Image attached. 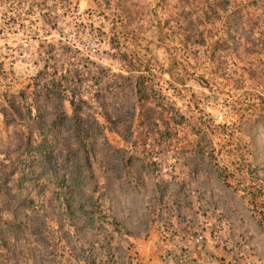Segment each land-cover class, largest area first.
I'll return each instance as SVG.
<instances>
[{
  "label": "rangeland",
  "instance_id": "1",
  "mask_svg": "<svg viewBox=\"0 0 264 264\" xmlns=\"http://www.w3.org/2000/svg\"><path fill=\"white\" fill-rule=\"evenodd\" d=\"M58 1L0 0V264H264V0ZM233 101L252 185L171 128Z\"/></svg>",
  "mask_w": 264,
  "mask_h": 264
},
{
  "label": "trees",
  "instance_id": "2",
  "mask_svg": "<svg viewBox=\"0 0 264 264\" xmlns=\"http://www.w3.org/2000/svg\"><path fill=\"white\" fill-rule=\"evenodd\" d=\"M70 1V0H69ZM72 1V0H71ZM48 0H40V6L41 8H54L57 10L59 1H55L54 3L48 5ZM24 10V8H22ZM21 12V11H20ZM17 13L15 11L12 16L7 17L10 18L12 23H16V18H19L22 13ZM17 13V15H15ZM27 11L23 14L26 15ZM16 17V18H14ZM9 19V20H10ZM191 49V48H190ZM190 49L187 52V54H192L193 60L196 62L204 64L208 61V65H211L212 68L210 69H201L200 65L194 69L195 72L200 73L201 76H204L205 82L208 86L214 87V89H218L220 85H223V83H220V73L221 69L218 67V61L216 60L213 55H211L210 59L207 58L204 54L199 55V53H204V51H195L192 49V52L189 53ZM184 51V52H185ZM199 55V56H198ZM202 66V65H201ZM145 78V77H142ZM219 80V83L217 81ZM148 81V80H147ZM192 99V95L191 98ZM191 100H189V103ZM194 102V101H193ZM161 111L158 113V118L163 119L162 116V110H164V104L160 105ZM240 107L237 109V101H233L232 105V114L229 118H227L226 121H214L209 114L206 112L204 113L202 111L201 115L196 117L194 120L192 116L181 117L178 112L176 111V114H174V117L177 119V121L173 122V125H171V128H177V131H183L185 133V136L187 137H208V136H214L211 138V141H209V154L211 155V160L214 162L215 170L217 172V176L224 182H230L232 180H237V177H240L242 180H247L250 185L254 184V182L257 180L256 175L251 174L252 172H248L247 167L250 166V163L247 161V158L245 157V153L243 152L240 157L239 163H237V134L239 129H241V123L237 120V116L239 115L238 110H241ZM247 110V109H246ZM226 112V110H224ZM249 112V110H247ZM173 114L172 111H166V114ZM176 115V116H175ZM242 115H239V119H241ZM199 122H198V121ZM155 121H152L153 124ZM197 122V123H196ZM166 124V123H163ZM151 125V124H150ZM151 128V127H150ZM157 128V126H155ZM165 130H168L167 128ZM162 133V132H160ZM215 140H214V139ZM188 141V140H185ZM242 144V143H241ZM243 148V151H245L244 144L241 145ZM206 147V148H207ZM241 147L238 146V149ZM240 182V181H239ZM241 183V182H240ZM256 186V185H255ZM244 188V187H243ZM260 189L259 186L256 188L254 187L255 191L257 189ZM261 197L264 198V190L262 191ZM249 194V193H248ZM255 196L253 193L251 194L249 198V202L254 205Z\"/></svg>",
  "mask_w": 264,
  "mask_h": 264
},
{
  "label": "built area",
  "instance_id": "3",
  "mask_svg": "<svg viewBox=\"0 0 264 264\" xmlns=\"http://www.w3.org/2000/svg\"><path fill=\"white\" fill-rule=\"evenodd\" d=\"M222 114H223V115H219V116L217 117L218 120H221L223 117L225 118L226 112L223 111ZM224 118H223V119H224ZM195 241H196L197 244H199V243L202 241V237H201V236H198V237L196 238ZM244 264H256V263L246 262V263H244Z\"/></svg>",
  "mask_w": 264,
  "mask_h": 264
}]
</instances>
